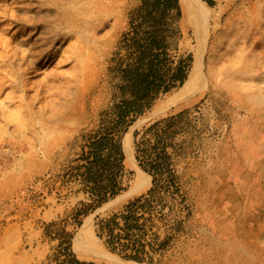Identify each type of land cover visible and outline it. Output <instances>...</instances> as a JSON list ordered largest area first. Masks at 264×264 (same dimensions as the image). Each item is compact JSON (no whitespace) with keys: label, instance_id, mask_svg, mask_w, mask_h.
<instances>
[{"label":"rangeland","instance_id":"1","mask_svg":"<svg viewBox=\"0 0 264 264\" xmlns=\"http://www.w3.org/2000/svg\"><path fill=\"white\" fill-rule=\"evenodd\" d=\"M212 1V7L203 1L209 19L200 28L184 15L179 0L181 17L170 54L175 59L191 55L189 77L203 44L202 83L169 107L184 85L163 96L126 132L121 143L129 189L86 217L79 228H67L74 230L75 239L89 224L110 259L105 262L75 251L73 239L72 252L78 258L95 264H264L263 207L261 213L251 210L259 214L254 226L242 225L245 219L238 228L254 245L260 262L244 261L242 251H229L228 220L223 228L213 225L218 236L208 231L212 249L204 250L195 224L204 231V219L198 213L195 223L183 227L187 239H178L170 254L147 256L148 263L111 254L95 234L97 216L110 217L150 187V176L135 160L133 134L155 120L189 110L180 121L183 132L175 138L176 143L185 140L184 149L172 169L198 201L211 189L203 176L216 172L212 163L218 149L224 148L225 159L224 150L264 142V0ZM140 5L141 0H0V264H43L56 245L45 237L46 225L67 219L80 202L90 203L74 167L79 165L82 137L113 103L117 80L109 72L110 60L129 15ZM128 134L135 163L124 154ZM249 161L254 162L251 157ZM136 184L140 189L130 193ZM214 206L218 210L209 215L216 218L228 217L230 208L242 204ZM198 209L204 216L205 203ZM153 225L163 235L161 223L154 220Z\"/></svg>","mask_w":264,"mask_h":264},{"label":"trees","instance_id":"2","mask_svg":"<svg viewBox=\"0 0 264 264\" xmlns=\"http://www.w3.org/2000/svg\"><path fill=\"white\" fill-rule=\"evenodd\" d=\"M203 1L213 6L212 0ZM180 17L179 0H141L129 15L109 65V72L117 80L113 103L98 125L82 137L79 165L74 167L90 203L80 202L67 219L46 225L45 237L56 245L43 264H95L73 254L74 230L129 189V181L124 183V135L139 117L152 110L163 96L180 89L188 78L191 55L175 59L170 54ZM188 114L189 110L168 114L134 132L135 160L152 180L144 194L129 200L119 212L94 219L95 234L111 254L148 263L147 256L165 255L178 239H187L183 227L194 221V205L172 166L184 149L185 140L176 143L175 138L182 134L180 121ZM257 143L231 152L224 150V160L236 165L250 163V157L259 158L264 150V142ZM166 200L176 204L165 207ZM154 220L163 226V235L154 229ZM69 225L73 231H68Z\"/></svg>","mask_w":264,"mask_h":264},{"label":"crops","instance_id":"3","mask_svg":"<svg viewBox=\"0 0 264 264\" xmlns=\"http://www.w3.org/2000/svg\"><path fill=\"white\" fill-rule=\"evenodd\" d=\"M248 155H252L251 152ZM259 158H252V162H244L243 164L236 165L228 163L226 160L219 158V149L217 150V157L216 162L212 163V167L216 169L215 173L208 172L209 174L205 177L204 180L207 178V184L210 185L211 189L206 192L201 197V200H195V198L190 195L189 187L187 188L189 193H187L188 199L194 205V223L202 217L204 219V231H201V226L199 227L197 222L195 223L197 226V231L204 239V250H207L211 246H209V235L208 231L211 230V233L217 235V233L213 232V225H217V227L223 228L225 221L228 220V239L227 243L230 245V252H237L242 251L244 253L243 260L248 262H260L261 257L256 256V252L254 249V245H250V241L246 238H243L241 232L238 231L239 224L241 221H245L242 225H255L256 217L259 218L258 215H253V212H260V209L264 208V150L260 151ZM199 167H196V171L199 172ZM194 170H192L193 173ZM205 175V174H204ZM152 180V179H151ZM206 181V180H205ZM200 181H198L199 183ZM151 185V181H150ZM185 186V185H183ZM205 203V215L202 216L198 209V206L202 203ZM241 203L242 206L235 207V209L230 208L232 211L229 210V216H219L213 218L212 215L209 213L216 212L218 210V206L214 205H236ZM255 205V208L252 205ZM259 205V206H258ZM260 205H262L260 207ZM241 210L239 213V218L236 216L237 211ZM252 210V211H251ZM264 211V210H263ZM235 212V213H234ZM198 213V214H197ZM261 213V212H260ZM264 214V213H263ZM214 219V221H213ZM262 221L263 216L261 217ZM260 220V219H258ZM201 223V219L198 220ZM199 223V224H200ZM241 225V226H242ZM257 225V224H256ZM202 226V227H203ZM210 226V228H209ZM262 232V231H261ZM247 233V232H246ZM250 233V232H249ZM247 233V234H249ZM264 232H262L263 234ZM260 233V235H262ZM218 236V235H217ZM224 233L221 235L222 243H225L224 240ZM184 239V238H181ZM254 244V242L252 243ZM232 245V246H231ZM237 245V246H236ZM176 248L173 247L167 254L174 251ZM233 257L229 256V259Z\"/></svg>","mask_w":264,"mask_h":264},{"label":"bare ground","instance_id":"4","mask_svg":"<svg viewBox=\"0 0 264 264\" xmlns=\"http://www.w3.org/2000/svg\"><path fill=\"white\" fill-rule=\"evenodd\" d=\"M181 8L186 17L195 23L196 26L200 28H205L208 22L209 9L206 7L205 3L202 0H180ZM204 41V40H203ZM200 43L196 53H195V63L194 68L185 82L184 86L180 91L169 101L166 107H169L180 100L184 99L191 93V91L196 90L197 87L202 83L203 74H202V46ZM165 107V108H166ZM159 111V110H158ZM157 111V112H158ZM130 134H128L124 140V154L126 158L135 163V160L132 156V151L129 143ZM139 174H143L139 170ZM149 181L151 180L148 177ZM141 185L136 184V186L130 191V193L135 192L140 189ZM73 247L77 252H83L92 259H101L102 261H109L110 258H106V255L102 252L100 245L97 240L94 238L91 227L85 225L79 234L74 239Z\"/></svg>","mask_w":264,"mask_h":264}]
</instances>
